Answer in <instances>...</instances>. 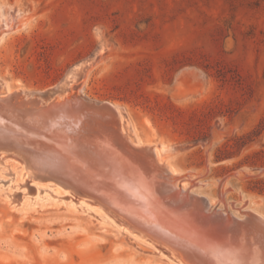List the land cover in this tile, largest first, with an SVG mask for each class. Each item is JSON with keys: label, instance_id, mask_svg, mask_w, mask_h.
<instances>
[{"label": "rangeland", "instance_id": "obj_1", "mask_svg": "<svg viewBox=\"0 0 264 264\" xmlns=\"http://www.w3.org/2000/svg\"><path fill=\"white\" fill-rule=\"evenodd\" d=\"M0 83L49 102L115 105L127 135L161 147L208 215L264 218V0H0ZM0 178V264H177L168 245L145 236L156 250L82 209L95 199L78 190ZM24 193L22 205L7 199ZM174 226L222 250L212 228Z\"/></svg>", "mask_w": 264, "mask_h": 264}, {"label": "bare ground", "instance_id": "obj_2", "mask_svg": "<svg viewBox=\"0 0 264 264\" xmlns=\"http://www.w3.org/2000/svg\"><path fill=\"white\" fill-rule=\"evenodd\" d=\"M71 98L49 102L21 91L4 93L0 83V177L12 172L18 186L33 176L41 183L56 181L78 190L82 197L95 199L96 208L82 209L97 212L106 224L117 225L121 233L155 249L145 236L168 245L171 249L162 250L177 264H264L263 217L251 213L245 223L230 224L219 213L208 215L209 204L174 182L173 172L160 158L161 147L142 145L127 135L118 107ZM8 157L21 162L4 161ZM40 189L35 191L38 197ZM7 197L18 205L26 200L25 193ZM77 201L88 204L85 198ZM136 202L157 204L173 218L145 216L136 210ZM174 224L212 228L222 234L223 247H216L222 250L210 252L216 245L208 250L199 238L186 236Z\"/></svg>", "mask_w": 264, "mask_h": 264}, {"label": "trees", "instance_id": "obj_3", "mask_svg": "<svg viewBox=\"0 0 264 264\" xmlns=\"http://www.w3.org/2000/svg\"><path fill=\"white\" fill-rule=\"evenodd\" d=\"M256 156H258L259 155V153H256L255 154ZM259 189V192L261 193V194H264V183H263V187H258Z\"/></svg>", "mask_w": 264, "mask_h": 264}, {"label": "water", "instance_id": "obj_4", "mask_svg": "<svg viewBox=\"0 0 264 264\" xmlns=\"http://www.w3.org/2000/svg\"><path fill=\"white\" fill-rule=\"evenodd\" d=\"M94 105H97V106H102V105H104V104H101V105H98V104H94Z\"/></svg>", "mask_w": 264, "mask_h": 264}]
</instances>
